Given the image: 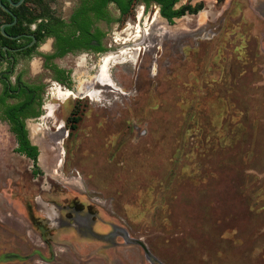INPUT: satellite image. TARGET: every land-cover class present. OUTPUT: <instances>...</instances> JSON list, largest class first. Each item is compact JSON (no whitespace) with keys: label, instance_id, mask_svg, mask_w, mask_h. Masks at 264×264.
<instances>
[{"label":"rangeland","instance_id":"374dc122","mask_svg":"<svg viewBox=\"0 0 264 264\" xmlns=\"http://www.w3.org/2000/svg\"><path fill=\"white\" fill-rule=\"evenodd\" d=\"M182 4L203 10L170 25L136 3L104 27L96 98L49 86L55 111L29 124L44 176L9 190L0 169V264H264V20Z\"/></svg>","mask_w":264,"mask_h":264},{"label":"flooded vegetation","instance_id":"af4514ba","mask_svg":"<svg viewBox=\"0 0 264 264\" xmlns=\"http://www.w3.org/2000/svg\"><path fill=\"white\" fill-rule=\"evenodd\" d=\"M5 1L7 3L4 5L12 14L0 6L8 15L0 21V30L3 25L11 24L5 29L8 36L2 34L6 40L0 41V126H6V134L13 137L14 146L7 148L6 145H0V169L4 168V176H0L3 178L1 181L10 190L18 187L24 176L30 177L35 182L44 176L39 163L42 149L32 139L29 124L42 121L46 115L55 111L54 106L45 104V95L50 89L49 86H55L52 93L54 96L55 89L60 88L72 93L73 97L75 93L80 94V97H89L93 82H101L100 75L106 59L104 57L110 54L103 43L106 36L104 27L119 22L125 16L122 13L120 2L125 3L128 0H109L105 5H103L105 0H62L61 2L46 0V8L25 5L26 1L19 6ZM13 1L18 3L20 0ZM84 1L92 2L88 7H84ZM181 1L175 4L174 10H184V14L173 18V22L161 15V5L155 1L134 0L131 9L134 4L141 3L144 18L146 11L151 7H157L160 17L170 25H173L176 19L198 15L203 10L201 4L197 6L179 5ZM247 1L249 8L264 20V0ZM216 3L225 4L226 0H216ZM188 6H191L194 12L188 10ZM231 6L230 3L229 7ZM26 7L31 8L33 16L39 14L41 17L34 23H29L30 15L27 14ZM213 10V18L217 19L219 11L214 3ZM100 11H103L104 18L97 17ZM121 45L124 47V42H121ZM102 59L103 64L98 75ZM68 62H74L76 68L72 69ZM90 62H94V65H90ZM75 72L79 74L78 79ZM18 105L20 110L13 120L25 124L27 138L39 152L37 162L29 156V151L21 150L17 136L11 130L13 120L4 114V107ZM4 138L7 140L6 136ZM35 207L39 213L49 210L41 198L36 199ZM80 216L73 214V221L74 219L84 221ZM47 219L50 225H60V218L57 215H49ZM71 222L68 219L64 220L63 225L67 226L66 229L70 228Z\"/></svg>","mask_w":264,"mask_h":264},{"label":"trees","instance_id":"16d2710c","mask_svg":"<svg viewBox=\"0 0 264 264\" xmlns=\"http://www.w3.org/2000/svg\"><path fill=\"white\" fill-rule=\"evenodd\" d=\"M46 0H26L25 5H30V6H44L45 8L47 7V4L45 2ZM109 0H105L103 2V5H105ZM118 1V0H117ZM134 0H128L125 3H121V9L123 15L127 16L130 13L131 5ZM147 2L150 1H155L158 4L161 5V15L165 18H167L170 22H173V18L175 17H180L181 15L184 14V10H174L175 4L179 0H146ZM92 1H84V7H88L89 3ZM3 3H7L5 0H3ZM89 10H93L94 8H86ZM188 10H191V12H194L191 9V6L187 7ZM26 12L27 14L30 15V18L28 19L29 23H34L38 18L41 17V15L37 14L33 16V13L31 11V8L26 7ZM4 16H8L0 7V19L3 18ZM103 11H100V13H97L98 18H104ZM12 20V19H10ZM15 33V31H13ZM1 40H6V38L2 35L1 30H0V41ZM4 102V100L2 99ZM18 110H20V106H6L4 107V114L5 116L11 118L13 120L14 116L18 113ZM12 131L16 134L18 141L21 144V150L23 151H29V156H31L35 162H37V157L39 155L38 149L36 146H32L30 141L27 138V131L25 130V124L24 123H17L13 120V123H11Z\"/></svg>","mask_w":264,"mask_h":264},{"label":"bare ground","instance_id":"6f19581e","mask_svg":"<svg viewBox=\"0 0 264 264\" xmlns=\"http://www.w3.org/2000/svg\"><path fill=\"white\" fill-rule=\"evenodd\" d=\"M130 59L133 60L132 57H130ZM111 62H112V60L109 57L105 59V65H104V68H103L102 73L100 75L101 82L104 83V84L106 83L108 85H114L113 79H112L111 74H110ZM55 95H57L59 101L62 102V103H65L69 98L72 97V93H69L67 91H63L60 88L57 89ZM96 95H97V93H91L89 96L91 98H94ZM52 112H53V109H52Z\"/></svg>","mask_w":264,"mask_h":264},{"label":"water","instance_id":"95a60500","mask_svg":"<svg viewBox=\"0 0 264 264\" xmlns=\"http://www.w3.org/2000/svg\"><path fill=\"white\" fill-rule=\"evenodd\" d=\"M7 1H9L10 4H12V5H14V6H19V5H21L22 3H24L26 0H20L18 3H15L13 0H7ZM0 6H1L5 11H7V12L10 13V14H12L11 11H10V10L4 5L3 0H0ZM15 19H16V17H15ZM8 26H11V24H5V25H3V26L1 27L2 34L5 35V36H8L7 33H6V30H5ZM146 255H147V258H148L150 261L154 262V260H152V259H150V258L148 257V256H150L151 254H150V252H149L147 249H146Z\"/></svg>","mask_w":264,"mask_h":264}]
</instances>
